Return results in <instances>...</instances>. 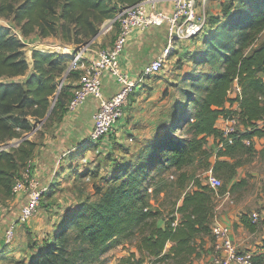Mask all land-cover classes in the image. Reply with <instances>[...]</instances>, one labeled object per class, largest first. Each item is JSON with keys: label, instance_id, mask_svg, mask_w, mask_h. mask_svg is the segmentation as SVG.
I'll use <instances>...</instances> for the list:
<instances>
[{"label": "trees", "instance_id": "obj_1", "mask_svg": "<svg viewBox=\"0 0 264 264\" xmlns=\"http://www.w3.org/2000/svg\"><path fill=\"white\" fill-rule=\"evenodd\" d=\"M136 1L0 0V16L12 19L17 30L0 27V146L10 140L18 142L0 148V195L12 193L21 167L36 148L35 140L25 138L34 121L49 119L57 109L67 108L71 97L65 84L58 93L70 54L35 48L31 66L24 38L38 32L42 37L61 35L67 43L81 44L96 37L101 25L122 6ZM207 25L213 28L205 36V47L195 64H211L212 69L194 68L179 86L176 113L171 123L164 125L166 130L156 131L147 140L139 162L133 168L124 166L117 175L119 183H112L99 200H83L68 209L51 236L40 241L24 264H85L110 244H120L139 230V252L175 264H191L200 257L206 236L215 241V191L209 183L198 179L196 187L182 197L175 214L167 218L150 202L147 184L154 178L151 173L161 166L181 170L197 156L209 158L212 169L229 178L240 165L230 158L248 146L243 139L264 134V0H232L224 6L223 15L210 17ZM21 75L27 78L13 79ZM236 85L241 90L232 95ZM55 95L57 102L52 106ZM233 114H239L254 130L233 134L230 143L218 122ZM178 130L190 134L178 135ZM211 137L217 147L214 159L206 147ZM67 139L74 150L94 143L79 130L69 131ZM160 189L155 184L153 191ZM242 221L253 228L246 215ZM169 242L172 245L167 248ZM258 257L264 258V243L254 260Z\"/></svg>", "mask_w": 264, "mask_h": 264}, {"label": "rangeland", "instance_id": "obj_2", "mask_svg": "<svg viewBox=\"0 0 264 264\" xmlns=\"http://www.w3.org/2000/svg\"><path fill=\"white\" fill-rule=\"evenodd\" d=\"M230 1L232 0H206L205 2L199 0V12L210 22V17L223 15L224 6ZM107 20L101 25L96 37L81 44L67 43L61 35L42 37L38 32H34L24 38L26 57L32 64L33 50L39 48L70 54L68 66L74 55L81 50L84 55L86 54V58L91 59L92 55H97L102 49L110 46L115 39V28L107 31ZM3 26L12 27L17 32L12 19L0 16V27ZM212 28L211 25L210 27L207 25L205 31L194 40L178 41L166 58L164 69L150 77H145L142 86H137L131 95V102L132 98L138 100L142 97L143 100L150 97L156 100V108L152 109L157 115L154 119L157 121V127L154 130L143 131L141 125L135 122L132 126L127 125V128L119 133L117 128L119 121L115 124L116 128L112 134H108L97 143L90 142V147L82 146L79 150H74V146L67 139L69 131L79 130L90 141L89 132L93 119L80 115L85 109L72 111L67 108L57 109L49 119L46 117L40 121H34L33 129L28 132L32 134L28 138L35 140L37 145L30 158L21 167L19 177L21 181L23 180L24 188L18 192L12 191L10 195H0V264H24L28 253L36 250L44 237L51 236L50 233L68 209L76 207L83 200H99L112 183H119L117 175L124 166L133 168L139 162L138 155L145 147L147 140L158 130H160L158 134L163 133L166 130L164 125L171 123L180 99L179 86L185 84L194 68L212 69L211 64L199 66L195 64V58H200V51L205 47L204 38L210 34ZM261 38H264V32ZM70 76L73 79L79 77V74L77 71H71ZM25 77L21 75L13 79L23 81ZM68 78L71 77L67 76L66 71L59 79L58 93L65 84L64 90L71 94L73 82ZM66 80L70 83H65ZM235 90H237L236 87L232 95ZM51 101L54 106L57 96H53ZM76 114H79V117H76ZM239 119L238 128L241 132L254 130V127L245 119L241 117ZM261 122L260 120L257 123L260 125ZM134 125L137 127H133ZM177 132L178 135L184 136L190 134L187 130ZM13 144H18L17 140L3 143L0 148H8ZM206 147L211 152L210 158L214 159L217 147L212 143V137ZM230 159L240 165L235 174L229 178L224 176L222 171H214L209 164V158L201 156H197L191 164L181 170L172 166H161L160 169L151 173L154 178L147 182L150 185L149 200L153 207L161 212V217H171L175 214L182 197L196 187L198 179L210 184L209 175L212 169L213 174L221 178L220 185L214 187L210 184L215 191L214 200L218 221H221V216L229 219L236 237L241 238L245 235L243 232L248 236L252 235L249 247L237 244L238 241L234 243L239 250L257 252V241L263 239L264 235V134L263 136L254 135L251 145L239 149ZM35 180L40 181L39 188L47 185L48 189L43 193L40 208L36 214L26 221H18L28 201L32 182ZM155 184L161 188L158 192L153 191ZM254 211L260 214L257 222L252 219ZM243 215L251 220L253 232H248L245 230L246 227L239 223V221L243 223L241 220ZM163 218H158L159 222H162ZM14 222H16L15 236L9 244L5 240L6 231ZM208 238L212 239V236H206L207 240ZM139 239L140 230L120 244H110L103 253L91 258L85 264H133L132 262L175 264L150 258L145 253L139 252L137 248ZM212 243L213 252L205 253L207 251L203 249L205 255L195 258L191 264H206L219 254L215 249V241ZM129 258L132 262H125ZM252 264H264V258L258 257Z\"/></svg>", "mask_w": 264, "mask_h": 264}, {"label": "built area", "instance_id": "obj_3", "mask_svg": "<svg viewBox=\"0 0 264 264\" xmlns=\"http://www.w3.org/2000/svg\"><path fill=\"white\" fill-rule=\"evenodd\" d=\"M199 0H138L121 7L118 13L106 22L107 31L115 28V39L113 43L102 49L98 54L88 59L81 50L72 58L67 68V74L71 71L79 72V82L67 103V108L75 110L85 103L89 97L98 101V107L92 115L93 125L89 132V139L97 143L108 134L115 131V124L126 114V106L129 104L131 95L136 87L142 83L144 77L161 72L165 67V61L171 49L184 41L198 36L207 25L205 15L199 12ZM204 2L206 0H203ZM171 2L172 9L169 11L160 4ZM167 24L168 46L165 51L149 63L142 71V75L135 79L129 72L121 67V56L125 51L126 44L132 32L136 29H147L155 25ZM84 50V47L82 48ZM113 78L120 84V89L110 97H106L103 84L105 78ZM237 91L240 87L236 85ZM238 115L221 117L219 127L224 131L230 143L234 142L235 133H239ZM247 145L252 139L244 138ZM209 182L216 187L221 184V179L210 170ZM41 185L40 181L32 182L28 201L23 207L18 221H26L36 214L40 208L43 193L47 191V185ZM34 186V187H33ZM24 188L23 180L17 178L13 183V192ZM259 212L254 211L252 218L255 222L259 219ZM15 223L6 231L5 240L11 243L15 236ZM213 235L215 237V249L219 254L206 264H252L255 252L252 250H239L234 243L232 227L229 223L215 221L213 224Z\"/></svg>", "mask_w": 264, "mask_h": 264}, {"label": "crops", "instance_id": "obj_4", "mask_svg": "<svg viewBox=\"0 0 264 264\" xmlns=\"http://www.w3.org/2000/svg\"><path fill=\"white\" fill-rule=\"evenodd\" d=\"M160 6L167 8L169 11H171L172 9L171 2H164L160 4ZM196 37L197 36L184 40V41H191V40H194ZM168 39L169 37H168L167 24L151 26L144 30L143 29L134 30L128 39V42L125 47V51L123 52L121 56L122 69L124 71L129 72V74L133 78L138 79L142 75L144 66L150 61H152L153 59H155L156 57L160 56L165 51L166 47L168 46ZM95 56L96 54L92 55L91 58ZM30 65L31 66L33 65V61H32V64L30 63ZM24 76H26L25 77L26 79L27 75H24ZM69 77L71 78H68V80L71 79L70 81L73 82L72 84L73 87L71 88L72 90L71 93H73L74 88L77 86L79 82V77H74L73 79H72V76H69ZM68 80H66L65 83L67 84L70 83ZM143 80H145V77L143 78ZM142 84L143 82L139 84L138 86L140 87L142 86ZM119 89H120V84L117 81H115L113 78H110V77L105 78L104 84H103V90H104L106 97L112 96ZM142 98H139L138 100H135L134 98H132V102L130 99V102H129L130 106L129 104L126 106V109H125L126 114L120 120L119 125L117 127L119 133L120 131H124L125 128H127L126 127L127 125L132 126V124H134L135 122H136L135 124L141 125V128L143 131L144 130L151 131L157 127L156 125L157 121L154 120L156 119L157 115L155 114V111L152 110L154 109V107L156 108L155 106L156 100L155 99L153 100L151 97L148 98L147 100H143ZM97 107H98V101L93 97H89L85 101V103L77 109H85V111L81 112L80 115L83 117L87 116V117H90V119H92V115L96 111ZM78 115L79 114H76V117H79ZM137 125L136 126L134 125L133 127H137ZM145 134L147 135V133ZM212 143H213V139H212ZM215 219H216L215 221L219 220L216 215H215ZM220 219L223 223L230 222L229 219L224 218L223 216H221ZM239 223L243 224V226L246 227V229L245 228L244 229L247 230L248 232L250 233L253 232V230H251L244 222L241 223L239 221ZM233 232L234 231L232 229V235H233L234 241H238L237 244L241 246H246V247L251 246L250 238H252V235L248 236L245 232H243L245 235L242 234L243 236L240 238V237H236L235 233ZM262 238L263 239H261L260 241H257V244H258L257 250H260V251L262 250V245L264 243V235L262 236ZM212 242L213 240L211 239L206 241L204 245L205 246L204 249L207 252L205 253L213 252ZM171 244L172 242H169L167 247L169 248ZM32 251L28 253L26 260L29 259ZM205 253H203V255H205Z\"/></svg>", "mask_w": 264, "mask_h": 264}, {"label": "water", "instance_id": "obj_5", "mask_svg": "<svg viewBox=\"0 0 264 264\" xmlns=\"http://www.w3.org/2000/svg\"><path fill=\"white\" fill-rule=\"evenodd\" d=\"M63 81H64V80H63ZM63 81H62V82H63ZM31 134H32V132L28 133V134L25 136V138H28Z\"/></svg>", "mask_w": 264, "mask_h": 264}]
</instances>
